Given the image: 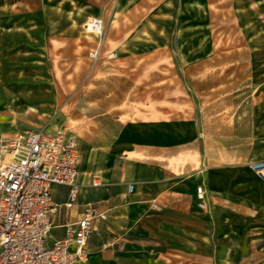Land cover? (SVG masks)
Segmentation results:
<instances>
[{
	"label": "crops",
	"instance_id": "1",
	"mask_svg": "<svg viewBox=\"0 0 264 264\" xmlns=\"http://www.w3.org/2000/svg\"><path fill=\"white\" fill-rule=\"evenodd\" d=\"M90 6L85 16L102 18L106 27L109 21L107 39L140 36L157 42V48L177 20L180 54L192 62L198 41L215 39V16L221 15L226 59L250 57L254 62L239 64L241 69L261 70L264 0H113L100 10ZM189 114L122 122L110 133L115 138L100 146L103 169L82 170L79 158L81 189L72 208L65 207L69 188L53 185L58 210L51 215L52 237L63 236L88 203L108 214L96 221L87 259L78 264H264V181L249 166L264 159V130L240 135L229 129L220 144ZM94 176L100 186L90 184ZM129 184L134 189L124 198ZM199 186L205 189V207ZM100 188L102 196L90 200Z\"/></svg>",
	"mask_w": 264,
	"mask_h": 264
},
{
	"label": "rangeland",
	"instance_id": "2",
	"mask_svg": "<svg viewBox=\"0 0 264 264\" xmlns=\"http://www.w3.org/2000/svg\"><path fill=\"white\" fill-rule=\"evenodd\" d=\"M109 1L0 0V136L71 131L81 143L82 170L98 171L106 164L101 144L128 120L190 113L220 144L229 129L240 135L264 130V54L256 73L239 65H250V57L226 59L221 15L215 16V39L198 41L193 62L180 54L177 20L159 48L140 36L107 39L108 21L103 54L93 61L89 51L97 40L84 30L85 13ZM209 48L215 52L206 53ZM112 51L118 57L111 58ZM102 192L94 190L90 200Z\"/></svg>",
	"mask_w": 264,
	"mask_h": 264
},
{
	"label": "built area",
	"instance_id": "3",
	"mask_svg": "<svg viewBox=\"0 0 264 264\" xmlns=\"http://www.w3.org/2000/svg\"><path fill=\"white\" fill-rule=\"evenodd\" d=\"M84 30L97 40L89 57L98 61L106 24L100 17H88ZM109 55L116 58L117 52ZM79 158V140L68 130L0 136V264H78L87 259L88 239L96 231V221L108 218L106 211L88 203L75 221L66 224L63 236L54 238L51 233V215L58 210L53 185L69 188L66 208L78 203ZM249 166L264 181V159ZM90 184L100 186L102 182L94 176ZM133 189L129 184L123 197ZM197 192L205 207L203 186Z\"/></svg>",
	"mask_w": 264,
	"mask_h": 264
},
{
	"label": "bare ground",
	"instance_id": "4",
	"mask_svg": "<svg viewBox=\"0 0 264 264\" xmlns=\"http://www.w3.org/2000/svg\"><path fill=\"white\" fill-rule=\"evenodd\" d=\"M92 17V16H91ZM90 38V37H89ZM93 41H95L96 39H94V38H91ZM103 40H104V38H103Z\"/></svg>",
	"mask_w": 264,
	"mask_h": 264
}]
</instances>
